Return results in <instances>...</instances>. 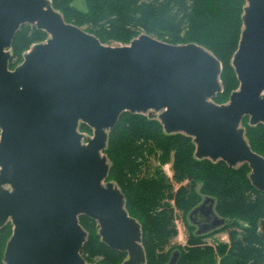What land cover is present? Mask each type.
Here are the masks:
<instances>
[{
	"label": "water",
	"instance_id": "water-1",
	"mask_svg": "<svg viewBox=\"0 0 264 264\" xmlns=\"http://www.w3.org/2000/svg\"><path fill=\"white\" fill-rule=\"evenodd\" d=\"M244 2L231 59L238 88L216 104L222 67L198 44L140 34L105 46L66 23L50 0H0V230L12 228L3 264H97L81 255L87 233L80 216L97 223L104 245L126 255L121 264H146L140 223L108 180L104 154L123 113L157 120L167 135L190 137L198 160L246 164L251 186L264 193V157L241 126L245 117L249 126L264 125V0ZM25 24L47 37L10 69L12 40ZM206 203L212 222L196 234L225 223L210 197L189 218ZM259 233L264 240V219Z\"/></svg>",
	"mask_w": 264,
	"mask_h": 264
},
{
	"label": "trees",
	"instance_id": "trees-1",
	"mask_svg": "<svg viewBox=\"0 0 264 264\" xmlns=\"http://www.w3.org/2000/svg\"><path fill=\"white\" fill-rule=\"evenodd\" d=\"M64 20L90 29L101 43L128 44L140 34L171 44L195 43L209 50L220 62L222 92L213 99L227 102L238 88L231 67L242 29L244 0H83L84 11L75 0H50ZM46 34L34 26L22 25L11 44L10 68ZM251 149L264 157V125L241 122ZM80 132L91 130L81 124ZM190 137L167 135L159 121L144 115L123 113L108 134L104 154L113 181L125 198V208L141 226L146 264H167L174 251V264H264V240L259 222L264 219V193L248 179L246 164L229 168L222 161L198 160ZM169 166L170 176L163 170ZM205 197L214 199L215 213L225 220L220 228L196 234L189 214ZM87 233L81 255L88 263L121 264L126 255L109 249L98 236V226L86 216L78 218ZM186 231L184 246L172 244L176 223ZM12 228L0 230V264ZM225 234L226 242L206 241Z\"/></svg>",
	"mask_w": 264,
	"mask_h": 264
},
{
	"label": "rangeland",
	"instance_id": "rangeland-1",
	"mask_svg": "<svg viewBox=\"0 0 264 264\" xmlns=\"http://www.w3.org/2000/svg\"><path fill=\"white\" fill-rule=\"evenodd\" d=\"M73 6L75 8H77V9L81 10V11H84L83 0H75L74 3H73ZM65 22L66 23H70V22H68L66 20H65ZM70 24H72V23H70ZM80 28L83 29L84 31L88 32V33H90V31H91L90 29H88L87 27H84V26H81ZM157 40L162 41V42L169 43V42H167V41H165L163 39H158L157 38ZM102 44L105 45V46H112V47L120 46V45H125L123 43H119V42H116V41H105ZM10 69H13V68H10ZM213 102L216 103V104H218L214 100H213ZM223 103H226V102H222V104ZM82 133L85 134V135H87V136H90V137L92 136V132H90V133L82 132ZM163 170H164V172L166 174H168L170 176L169 166L164 165ZM208 206H209V203H206L203 207H204L205 210H207L208 209ZM191 218H192V216H191ZM190 225L193 226L197 230L196 225H195L194 222L193 223L191 222ZM176 227H177V237L172 241V244H177V245H180V246H184L185 243H186V231H185V228L182 226L181 222H179V221L176 223ZM210 232H212V231H209L207 233H210ZM206 241L209 242V243H212L214 241H216V242H226L227 241V237H226L225 234L219 233V234H216L215 236L207 237ZM218 263H219V258H216V264H218Z\"/></svg>",
	"mask_w": 264,
	"mask_h": 264
},
{
	"label": "flooded vegetation",
	"instance_id": "flooded-vegetation-1",
	"mask_svg": "<svg viewBox=\"0 0 264 264\" xmlns=\"http://www.w3.org/2000/svg\"><path fill=\"white\" fill-rule=\"evenodd\" d=\"M207 210L202 207L192 214V218H189L190 222L195 223L197 229L202 228L203 225L212 222V217L207 213Z\"/></svg>",
	"mask_w": 264,
	"mask_h": 264
}]
</instances>
